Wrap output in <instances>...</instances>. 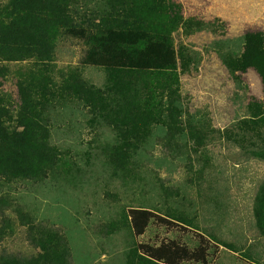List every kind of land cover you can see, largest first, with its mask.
<instances>
[{
	"label": "rangeland",
	"instance_id": "obj_1",
	"mask_svg": "<svg viewBox=\"0 0 264 264\" xmlns=\"http://www.w3.org/2000/svg\"><path fill=\"white\" fill-rule=\"evenodd\" d=\"M173 1L182 18L166 52L155 53L146 44L150 34L135 31L124 32L120 48L108 53L93 45L96 30L72 28L56 38L47 64L0 55V94L14 113L7 124H16L18 73L41 67L58 83L74 70L97 88H105L107 68L174 67L184 118L175 139L158 128L124 156L116 150V132L94 121L80 101L55 100L47 116L52 164L0 185V255L35 256L33 236L50 229L67 239L69 264H137L140 244L178 239L196 248L202 234L211 242L210 264H264V216L256 214L264 160L251 154L264 145L238 127L250 116L251 101L264 110V85L256 70L233 73L226 63L241 56L248 32L264 36V0ZM9 4L0 0V18ZM96 6L83 0L78 9L83 15ZM181 52L190 63L186 71ZM131 208L153 210L189 231L153 225L137 237L126 218Z\"/></svg>",
	"mask_w": 264,
	"mask_h": 264
},
{
	"label": "trees",
	"instance_id": "obj_2",
	"mask_svg": "<svg viewBox=\"0 0 264 264\" xmlns=\"http://www.w3.org/2000/svg\"><path fill=\"white\" fill-rule=\"evenodd\" d=\"M83 0H10L0 18V55L3 60H34L39 64L54 60V43L66 29L96 30L93 45L112 53L120 48L124 32L149 33L146 44L153 51L166 52L168 36L181 23L180 5L169 0H84L96 8L83 14ZM162 42L165 43L163 47ZM181 52V70L190 63ZM227 66L233 73L256 70L264 85V36L260 31L246 34L244 51L230 56ZM48 66V65H47ZM170 67V66H169ZM4 68H0V75ZM41 71V73L38 72ZM48 69H31L18 73L16 124L11 103L0 94V185L15 178H32L52 164L53 148L49 142V107L57 99H76L93 120L109 125L119 142L117 151L132 155L145 145L158 128L175 139L184 132V118L179 106L181 94L178 71L174 67L143 69L137 67L107 68L105 88L87 83L77 71L61 82L48 76ZM251 114L238 124L242 136L252 131L264 145V110L257 100L250 102ZM254 143L252 146H255ZM251 150L264 160V146ZM264 191V187H263ZM256 207L257 217L264 216V195ZM135 236L142 237L153 225L189 231L181 223L147 208H131L126 213ZM199 244L192 248L178 239H162L155 244H140L137 264H210L211 242L198 234ZM38 253L31 258L0 255V264H69L71 250L67 239L52 230H38L33 236ZM130 264H135L131 261Z\"/></svg>",
	"mask_w": 264,
	"mask_h": 264
}]
</instances>
